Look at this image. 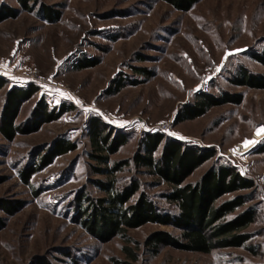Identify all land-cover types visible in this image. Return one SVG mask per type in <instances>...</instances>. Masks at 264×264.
Instances as JSON below:
<instances>
[{
  "label": "rangeland",
  "instance_id": "1",
  "mask_svg": "<svg viewBox=\"0 0 264 264\" xmlns=\"http://www.w3.org/2000/svg\"><path fill=\"white\" fill-rule=\"evenodd\" d=\"M53 4L60 16L48 21L37 7L20 10L16 17L0 20V120L7 90L36 83L38 91L25 100L14 124L21 127L12 139L0 133V264H113L112 256L125 258V240L114 236L101 241L78 222L76 197L104 194L94 179L105 178L94 170L88 129L99 117L125 132L127 140L110 158L131 157L143 131L164 129L171 136L203 146H215V156L187 177L193 181L223 157L254 180L237 194L251 198L236 209L254 206V220L245 228L252 237L240 246L209 252L165 246L151 255L144 239L155 230L177 233L171 225L145 222L128 229L140 244L135 264H264V151L259 137L249 149L238 151L264 125V87L238 84L241 65L263 74L264 64L252 56L264 47V0H199L187 10L164 0H41ZM18 6L15 0H0ZM81 59L98 62L78 66ZM220 65L209 93L240 94L239 102L212 105L195 118L174 123L183 102L194 101L199 85L212 65ZM35 69L37 82L25 72ZM114 77L124 80L113 91ZM40 98L53 107L62 102L73 108L39 126L30 118ZM73 148L55 154L36 166L30 183L20 168L40 159V151L56 140ZM161 146L157 150L160 153ZM133 170L117 172L120 183ZM143 188L158 201L164 182L141 174ZM3 205L12 209L10 212ZM132 241V240H131ZM135 242L130 244L136 246Z\"/></svg>",
  "mask_w": 264,
  "mask_h": 264
},
{
  "label": "trees",
  "instance_id": "2",
  "mask_svg": "<svg viewBox=\"0 0 264 264\" xmlns=\"http://www.w3.org/2000/svg\"><path fill=\"white\" fill-rule=\"evenodd\" d=\"M18 6L8 3L0 5V20L5 17H16L20 10L32 11L37 7L39 15L48 21L56 20L60 10L53 4L41 0H15ZM177 9L187 10L199 0H164ZM252 56L264 64V47ZM97 60L77 61L78 66L97 63ZM238 84L250 87H264V73H252L241 65ZM125 79L114 77L113 91L119 90ZM5 79L0 77V88ZM38 91L34 82L27 86H12L7 90L0 133L12 139L20 129L14 124L15 116L22 103ZM240 94L224 92L216 95L199 92L194 101H185L177 109L174 123L194 118L206 112L212 105L224 102H239ZM73 108L72 104L62 102L50 107L44 98L34 105L30 118L35 117L37 126L42 122L57 118L65 111ZM91 144L90 156L96 160L94 170L104 174L105 178L94 179L95 185L104 194L94 197L80 195L74 200L78 222L91 235L101 241L120 236L125 240L122 246L124 259L111 257L113 264H135L140 258V242L133 239L128 229L145 222H157L175 227L178 232L165 229L155 230L147 235L142 246L151 255L159 253L165 246L184 250L209 252L215 248L244 245L252 237L245 228L254 220L256 209L249 206L241 211L236 209L250 197L249 194H237L220 202L217 200L226 193L239 189L251 188L254 180L238 171L223 157H217L211 166L193 181H186L196 167L205 160L215 156V146H200L195 142L183 141L160 130L143 131L138 140L137 148L131 157L112 160L110 154L117 151L127 140L124 131L107 123L99 117H92L88 129ZM160 153L157 150L160 148ZM73 148V143L61 139L54 140L50 146L40 151L37 164L35 161L20 168V176L26 184H31V174L36 166L48 164L59 152ZM258 150L264 151V142L258 144ZM124 167L131 168L133 173L129 179L120 183L117 172ZM141 174H149L157 179L154 184L164 182L166 187L159 191L158 201L143 188ZM5 210H12L3 205ZM5 220L0 216V228ZM135 242L136 246L130 243Z\"/></svg>",
  "mask_w": 264,
  "mask_h": 264
},
{
  "label": "built area",
  "instance_id": "3",
  "mask_svg": "<svg viewBox=\"0 0 264 264\" xmlns=\"http://www.w3.org/2000/svg\"><path fill=\"white\" fill-rule=\"evenodd\" d=\"M220 70H221V66L217 65V64L212 65L209 68L208 72L206 73V75L203 77V79L200 82V85H199L200 86L199 87L200 92H209L210 91L213 77L215 75H217L220 72ZM25 75L27 78H29V80L37 82L38 77H37V73H36L35 69H28L25 72ZM162 131L165 133H169L168 131H165L164 129H162Z\"/></svg>",
  "mask_w": 264,
  "mask_h": 264
},
{
  "label": "bare ground",
  "instance_id": "4",
  "mask_svg": "<svg viewBox=\"0 0 264 264\" xmlns=\"http://www.w3.org/2000/svg\"><path fill=\"white\" fill-rule=\"evenodd\" d=\"M260 128H264V125H259V127H257V130L260 129ZM262 135H264V132H262L261 134L257 135V131L255 133V136L253 139L250 140V142L247 144V145H241L239 148H238V151L240 152H244L246 151L247 149H249V147L255 143V141L261 137ZM254 141V142H253ZM253 142V143H252Z\"/></svg>",
  "mask_w": 264,
  "mask_h": 264
},
{
  "label": "snow or ice",
  "instance_id": "5",
  "mask_svg": "<svg viewBox=\"0 0 264 264\" xmlns=\"http://www.w3.org/2000/svg\"><path fill=\"white\" fill-rule=\"evenodd\" d=\"M262 132H264V128H260L257 130V135L261 134ZM249 142L245 141V145H247Z\"/></svg>",
  "mask_w": 264,
  "mask_h": 264
},
{
  "label": "crops",
  "instance_id": "6",
  "mask_svg": "<svg viewBox=\"0 0 264 264\" xmlns=\"http://www.w3.org/2000/svg\"><path fill=\"white\" fill-rule=\"evenodd\" d=\"M201 115H202V114H201ZM201 115H198V116H201ZM196 117H197V116H196ZM194 118H195V117H194ZM188 119H191V118H188ZM184 120H187V119H184ZM181 121H182V120H181ZM181 121H179V122H181ZM200 146H203V145L200 144ZM207 160H208V159H207ZM207 160H205V161H207ZM205 161H204V162H205ZM204 162H203V163H204ZM199 166H200V165H199ZM199 166H198V167H199ZM196 168H197V167H196ZM196 168H195V169H196ZM195 169H194V170H195ZM193 172H194V171H193ZM193 172H192V173H193ZM192 173H191V174H192ZM191 174H190V175H191ZM188 177H189V176H188Z\"/></svg>",
  "mask_w": 264,
  "mask_h": 264
},
{
  "label": "water",
  "instance_id": "7",
  "mask_svg": "<svg viewBox=\"0 0 264 264\" xmlns=\"http://www.w3.org/2000/svg\"><path fill=\"white\" fill-rule=\"evenodd\" d=\"M176 138L181 139L179 136L174 135Z\"/></svg>",
  "mask_w": 264,
  "mask_h": 264
}]
</instances>
